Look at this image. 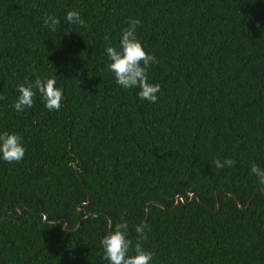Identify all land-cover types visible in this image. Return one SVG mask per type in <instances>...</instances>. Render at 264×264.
<instances>
[{
  "label": "trees",
  "instance_id": "obj_1",
  "mask_svg": "<svg viewBox=\"0 0 264 264\" xmlns=\"http://www.w3.org/2000/svg\"><path fill=\"white\" fill-rule=\"evenodd\" d=\"M71 9L86 27L66 31ZM132 20L157 59L156 103L107 69L105 36L118 45ZM37 75L57 76L63 106L37 94L15 112ZM0 131L26 148L0 161V264H107L110 219L133 245L144 229L152 264H264V185L250 174L264 167V0H0Z\"/></svg>",
  "mask_w": 264,
  "mask_h": 264
},
{
  "label": "clouds",
  "instance_id": "obj_2",
  "mask_svg": "<svg viewBox=\"0 0 264 264\" xmlns=\"http://www.w3.org/2000/svg\"><path fill=\"white\" fill-rule=\"evenodd\" d=\"M45 27L52 31L57 30L61 24L60 19L54 14H49L44 19ZM140 22L132 20L128 27L120 34L118 45L108 43L104 52L108 60L107 69L113 75L116 85L123 90H135L136 96L141 101L156 103L160 93V85L150 82L149 70L157 63L154 55L146 52L141 41L137 37L136 27ZM64 24L70 29L74 25L86 27L85 20L78 9L66 11ZM17 96L12 103V109L17 113H23L31 109L35 103V97L39 94L44 108L48 111L58 112L63 106L64 93L57 86V76L41 77L39 75L32 81H25L16 87ZM26 148L23 138L16 132L0 131V161L6 163H19L25 158ZM217 169L232 167L234 161L217 159L213 161ZM250 174L254 175L259 184L264 185V167L253 164ZM123 220V217H121ZM138 239L133 245L129 238L127 221L117 224L108 234L100 240L103 259L107 264H152L153 253L141 246V240L145 238L144 229L137 226Z\"/></svg>",
  "mask_w": 264,
  "mask_h": 264
},
{
  "label": "water",
  "instance_id": "obj_3",
  "mask_svg": "<svg viewBox=\"0 0 264 264\" xmlns=\"http://www.w3.org/2000/svg\"><path fill=\"white\" fill-rule=\"evenodd\" d=\"M188 192V191H187ZM259 192V190L256 192V193H258ZM256 196V195H255ZM254 196V197H255ZM253 197V198H254ZM252 198V199H253ZM195 199V195L194 194H191L190 195V202H192L193 200ZM198 199V201L199 202H201V200H200V198H197ZM216 199H217V210L216 211H213L212 209H210V211L211 212H214V213H217V212H219L220 211V208H221V206H220V203H219V201H218V198H217V193H216ZM251 199V200H252ZM186 203V200H185V197L184 196H178L177 198H176V205H178L179 203ZM237 203H238V206H239V208L240 209H248V207H249V204H250V202L247 204V206L244 208L243 206H242V204L240 203V202H238L237 201ZM155 205H158V206H160L159 204H156V203H154ZM90 215H86V217H89ZM93 216H100L99 214H97V215H93ZM148 218H149V209H147V217H146V221L148 220ZM46 219V218H45ZM110 221V227H109V231H111V227H112V225H113V223H112V220L110 219L109 220ZM65 229H66V227H65Z\"/></svg>",
  "mask_w": 264,
  "mask_h": 264
}]
</instances>
